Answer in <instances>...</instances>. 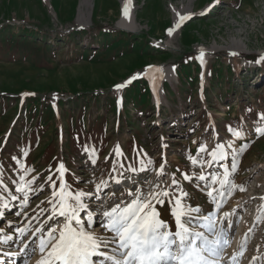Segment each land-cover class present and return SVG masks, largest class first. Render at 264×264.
Listing matches in <instances>:
<instances>
[{"label": "rangeland", "instance_id": "1", "mask_svg": "<svg viewBox=\"0 0 264 264\" xmlns=\"http://www.w3.org/2000/svg\"><path fill=\"white\" fill-rule=\"evenodd\" d=\"M83 1L0 0V264L47 259L60 164L73 192L107 182L85 198L97 234L105 207L159 185L174 194L156 205L173 231L181 199L214 214L228 242L218 264H264V0H130L133 29L121 27L128 0ZM177 13L191 17L178 28ZM217 144L224 159L209 154ZM226 168L214 203L205 185Z\"/></svg>", "mask_w": 264, "mask_h": 264}, {"label": "snow or ice", "instance_id": "2", "mask_svg": "<svg viewBox=\"0 0 264 264\" xmlns=\"http://www.w3.org/2000/svg\"><path fill=\"white\" fill-rule=\"evenodd\" d=\"M129 3L130 0L125 4L126 16ZM177 16L179 17L177 28L180 27V22L191 18L180 13H177ZM168 34L171 35L172 30H169ZM235 54L232 53V55ZM203 55L201 50L200 58ZM260 61H264V56H261L257 63ZM117 87H123V85ZM260 119L264 120V116ZM229 131L237 139L244 136L242 131L231 128ZM255 132L258 136L264 135V127L257 126ZM206 150L203 145L199 149L201 152ZM116 151L120 154L118 148ZM209 154L213 160L224 159L226 156L224 145L217 144ZM192 163L195 164L196 160L192 159ZM232 168L235 170V163ZM57 171L60 173L59 190H54L53 199L48 201L53 206L49 219L56 220V227L50 228L47 238L40 240V252L44 253L48 249L47 259H42L40 264H57V262L58 264H218V259L228 242L226 238H223V234L216 230L214 214L200 215L199 207H187L182 204L181 199H174V207L171 210L175 223L173 231L169 223L160 218L156 205H163L166 200L173 203L174 194L167 189H159V185H156L146 192L127 191L126 195L130 199L105 207L101 212L104 231L97 234L92 228V213L87 212L88 205L85 198L95 195L99 199L101 185L107 187V182L101 181V184L96 185V193L83 190L73 192L70 190L71 186L64 181V174L67 171L64 165L60 164ZM160 172H163V165ZM229 175L226 168L223 178L213 176L212 183L205 185L208 189L207 196L214 203L216 198L213 193L218 190L212 185L217 181L221 187L227 185ZM184 178L191 179L187 175ZM197 179L204 181L207 178L200 174ZM177 183L173 179L172 184ZM52 186L55 189V184ZM16 190L24 192V186ZM240 190L244 191L242 187ZM181 195L188 197L189 194L181 191ZM220 195L223 196V193ZM24 198L27 202L26 194ZM216 208H220L219 203H216ZM82 211L87 212V221L81 218ZM193 212L198 215L192 216ZM59 218H63V223ZM196 220L204 221L199 228L206 229V232L198 230L194 223ZM105 233H110V235H105Z\"/></svg>", "mask_w": 264, "mask_h": 264}, {"label": "bare ground", "instance_id": "3", "mask_svg": "<svg viewBox=\"0 0 264 264\" xmlns=\"http://www.w3.org/2000/svg\"><path fill=\"white\" fill-rule=\"evenodd\" d=\"M125 4L126 3H124L123 4V12H124V14H125V11H124V9H125ZM83 5L84 6H90L89 5V2H88V0H84L83 1ZM88 13H82V12H80L79 13V18H78V20L82 23V24H87L88 23ZM122 25H121V27H126V28H129V29H133V24H132V15H131V13H130V8H129V11H128V15L126 16H124L123 17V19H122ZM232 47H233V49H235L236 51H238V50H243V47L241 46V44H240V42H238V41H236V40H232ZM211 50H214V51H217L218 49L216 48V45H214V46H212L211 47ZM171 75H172V69L170 68V69H167L166 70V76H164V78H166V80L167 79H169L170 77H171ZM233 227V224L230 226V229ZM227 246V245H226ZM226 246H224V247H226ZM223 255H226V252H224V254ZM34 260H36V261H39L40 259L38 258V257H36V258H34Z\"/></svg>", "mask_w": 264, "mask_h": 264}]
</instances>
